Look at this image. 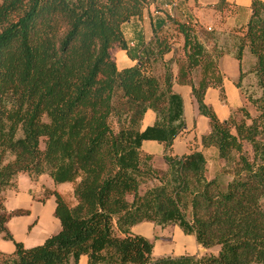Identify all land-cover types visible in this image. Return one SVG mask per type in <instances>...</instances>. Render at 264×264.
<instances>
[{
	"label": "trees",
	"instance_id": "obj_1",
	"mask_svg": "<svg viewBox=\"0 0 264 264\" xmlns=\"http://www.w3.org/2000/svg\"><path fill=\"white\" fill-rule=\"evenodd\" d=\"M154 1L0 0V237L15 245L12 254L0 251V264H79L83 256L88 264H264V1H252L247 24L231 36L241 68L247 50L255 58L250 72L261 94L245 93L254 114L241 107L226 121L205 96L209 88L223 91L214 78L231 52L217 44L210 51L214 36L192 18L177 20L156 6L151 40L127 44L123 27ZM226 5L219 0L214 9ZM170 26L182 36L179 59ZM115 47L136 64L119 69ZM156 63L165 67L161 76L152 71ZM243 78L241 71L238 88ZM175 84L191 87L208 119L202 145L217 148L227 183L207 178L202 151L173 154L187 126ZM149 110L156 121L142 130ZM145 141L164 146L163 172L150 164ZM21 174L72 183L76 199L70 206L50 192L61 229L28 248L7 226L23 212L9 213L2 196ZM151 179L156 184L141 192ZM143 222L179 226L206 252L156 256L154 242L132 232Z\"/></svg>",
	"mask_w": 264,
	"mask_h": 264
},
{
	"label": "crops",
	"instance_id": "obj_2",
	"mask_svg": "<svg viewBox=\"0 0 264 264\" xmlns=\"http://www.w3.org/2000/svg\"><path fill=\"white\" fill-rule=\"evenodd\" d=\"M226 1L235 11L233 14L231 12L228 17L222 20L218 29L224 30L236 26L246 25L252 14L251 6L253 0ZM218 2L219 0H155L154 3L147 10H145L142 19H134L123 27L125 40L130 47H135L137 42L144 41L145 43H148L151 40V16L157 14V12L155 13L156 6L172 17H177L181 20L192 18L194 22L201 23L204 26H208L209 24H212L213 26L215 25L218 17L221 18V16L216 15L213 21H209V18L205 16L207 14L218 13L217 10L214 9V6ZM209 28L212 29L213 27L210 26ZM127 31H130V33ZM132 44L133 46H131ZM114 51L116 52L115 55L113 53ZM111 54L115 62L122 63L121 69L136 64V61L130 59L128 52L119 47L113 48L111 50ZM172 56L173 53L167 55V58H171ZM250 57L251 55L248 54L247 57L245 55L243 59L247 58L248 60H251ZM220 66L225 75V79L223 80V90L225 92L227 102L222 103L220 101V90L217 88H209L207 90L205 101L215 110L221 121H226L231 116V110L243 106V104H245V100L240 95L239 89L236 86V83L241 75V65L239 61L231 56H224L221 59ZM174 71L175 73L177 72L176 69ZM173 88L175 92L181 94L184 101L185 120L187 125L186 131L190 132L195 121H197L198 124L197 130L199 131L200 129L201 131L197 134L190 133L185 137L179 136L175 140L173 145V154L182 156L189 154L195 144H201V139L209 132V121L206 117L199 114L198 104L192 95L191 87L175 84ZM155 121L156 114L149 110L142 121L141 129L145 130L146 128L154 125ZM196 136L197 142L193 140ZM191 140H193V143H191ZM143 150L148 154L159 157L160 155H163L164 146L155 141H145L143 143ZM197 150L202 151L207 159V178L209 180L217 177L221 178L223 170H215L217 167L214 168L209 161L211 158L213 163H215L219 168L225 167V162L219 158L217 148H204L202 146ZM43 177L46 178L42 180ZM18 180L21 192L18 196H14L15 199H19L14 208H25L30 212V214L19 220V224H13L15 234L12 233L14 231L12 230V225L10 224L17 216H13L9 220L7 226L14 235L15 240L22 242L25 247L28 248L42 244L51 235L57 233L61 229V222L55 216L57 202L54 195H47L44 202L40 204L30 200L27 197L26 191L33 186H35L37 192H44L45 189H48L49 191H56L67 202V197L70 194L69 191H71V194L74 192V184L65 183L57 185L48 175L41 176L39 181H33L28 175L21 174L19 175ZM44 184L46 185L45 188ZM36 206H40V209H36ZM29 215V220H25V218ZM35 221H37L36 224ZM29 226H33L31 235H27V229ZM132 232L136 235L144 236L154 242V254L156 256H181L186 254L197 256L201 255V251L203 250V248L197 243L196 237L194 235H186L179 226L161 227L152 222H143L134 226L132 228ZM28 238H33V242L27 244ZM165 245L168 249L164 248ZM0 251L6 254H12L15 251V245L13 242L6 241L0 237ZM79 264H88V258L86 256L81 257Z\"/></svg>",
	"mask_w": 264,
	"mask_h": 264
},
{
	"label": "rangeland",
	"instance_id": "obj_3",
	"mask_svg": "<svg viewBox=\"0 0 264 264\" xmlns=\"http://www.w3.org/2000/svg\"><path fill=\"white\" fill-rule=\"evenodd\" d=\"M151 1V0H150ZM229 5V4H228ZM226 5L222 11H218V13H212V14H207L205 17H208L209 18V21H213L215 16L216 15H219L221 16V18L218 17L217 21L215 22V25L212 26V24H209L208 26H204L203 24L201 23H198L200 28H199V31H202V30H207L208 32H210L213 36H214V40H209L208 43H207V47L209 48L210 51H213L214 48H215V45L217 44V47L216 49H221L223 51H226V50H230V54H227L225 56H231L234 58L233 56V53H234V50L231 48V45L233 43V40L231 39V36L234 34V32L240 28V26H236V27H233V28H230V29H224V30H220L218 29L220 27V24L222 22V20L226 17H228V15L233 14V12L235 10H233L230 6ZM156 13V12H155ZM177 20H179L178 18H176ZM213 27L212 29H210L209 27ZM152 31V29H151ZM128 33H130V31H127ZM127 33V34H128ZM169 37L172 38L171 41H173L174 43V49H175V52H176V56H177V59H179V54L181 55V58L183 57V51H181L182 47H181V44L183 43L182 41V36L177 32L176 28L173 27V26H170L166 32ZM129 43V42H128ZM130 47V46H129ZM114 55H115V51L113 52ZM250 54L248 52V50L245 52L244 56ZM251 55V54H250ZM223 58V57H222ZM221 58V59H222ZM169 59V58H168ZM221 59L219 61V64H218V68H217V71H216V77L214 78V83H217V81L220 79L224 80L225 79V75H224V72L222 71L221 69V66H220V62H221ZM251 60H248L247 58L243 59V68H241V71L244 73V78L242 79V82L240 83L241 87L238 88L239 89V93L240 95L243 97V99L245 100V104H243V106L241 107H247L250 109L251 113L254 114V110L253 108L251 107L250 103L247 101L246 99V94L247 93L248 95H253L254 97H258L260 94H261V91L260 89L258 88L257 86V78L255 76L254 73L250 72V69L251 67L254 65L255 63V58L251 55L250 57ZM250 62V63H248ZM118 67L121 69L122 67V63L121 62H116ZM250 66V67H249ZM222 67H223V64H222ZM173 69H176V65L174 64L173 65ZM152 71L154 72V74L156 75H163L165 73V67H163V63H156L155 65L152 66ZM202 71L199 70V71H196V74H195V77H196V82L199 81L200 77H201V74ZM239 81V80H238ZM236 86H237V83H236ZM219 99L222 103H226V95H225V92L224 90L223 91H220V96H219ZM241 107H237L235 109H232L231 110V114L233 111L241 108ZM190 120V118H189ZM198 128V124H197V121L194 122V125H193V128L190 130V132L188 131H185L182 135V137H185L186 135L190 134V133H199L201 132L200 129L199 131L197 130ZM210 130V129H209ZM209 133V132H208ZM195 142H197V136L193 139ZM193 140H191V143H193ZM202 141V139H201ZM202 142L201 144H195L193 147H192V150H197L198 148L202 147ZM249 150L250 148L247 147ZM144 151V150H143ZM144 153H146L144 151ZM148 154V153H146ZM151 155V154H149ZM153 159L152 161H150V164L158 171L160 172H163L164 170H166L167 168V165L165 163V160H164V152H163V155L159 156V157H156L155 155H152ZM210 163L212 164V166L217 167L215 168V170H218L220 169V171L223 170V173H222V176L220 178V180L223 182V183H227L228 181L231 180V176L227 173H225L224 169L225 168H219L215 163H213L212 159L210 158L209 159ZM213 173V172H212ZM18 177H15L14 181H13V185L14 187L10 188V189H7L3 194V198H4V204H5V207L7 209V211L9 213H12L14 211H17V210H21L23 213H21L20 215H17V217H15V219L12 220V223L10 225L12 230H13V224H16L18 223L19 224V220H21L23 217L27 216L28 214H30V212L28 210H26L25 208H14L16 203L19 201V199H15L14 196H18L20 194V188H19V180H18ZM46 177H43L42 180H44ZM34 181V180H33ZM37 181V180H36ZM39 181V179H38ZM156 184V181L151 179V180H148L145 184L142 185L141 187V192H145L146 189L148 187H152ZM45 184H44V188H45ZM50 192L48 189H45L44 192H37L36 191V188L35 186H33L32 188H29V190L26 191V194H27V197L34 201V202H38L40 204H42L45 200V198H47V195H50ZM70 194L69 196L67 197V203L68 205H72L74 206L73 204H76V199L74 198V194H71V191H69ZM44 193V194H43ZM40 207V206H39ZM39 207L36 206V209H40ZM28 209V208H27ZM29 217L30 215L25 218V220H29ZM37 223V221H35V224ZM33 226H29V228L27 229V235H31L32 233V228ZM14 231V230H13ZM15 234V231L12 232ZM33 242V238H28V241H27V244H30ZM164 248L168 249V247L165 245ZM206 251L203 249L201 251V254H204ZM209 252H212V253H217L218 252V249L215 248V249H212L210 250Z\"/></svg>",
	"mask_w": 264,
	"mask_h": 264
},
{
	"label": "built area",
	"instance_id": "obj_4",
	"mask_svg": "<svg viewBox=\"0 0 264 264\" xmlns=\"http://www.w3.org/2000/svg\"><path fill=\"white\" fill-rule=\"evenodd\" d=\"M174 7H175V6H174ZM131 46H133V44H132Z\"/></svg>",
	"mask_w": 264,
	"mask_h": 264
}]
</instances>
